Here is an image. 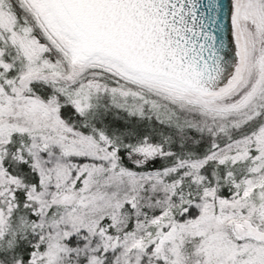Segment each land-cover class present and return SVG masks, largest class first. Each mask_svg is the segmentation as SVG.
<instances>
[{
    "label": "snow or ice",
    "instance_id": "obj_1",
    "mask_svg": "<svg viewBox=\"0 0 264 264\" xmlns=\"http://www.w3.org/2000/svg\"><path fill=\"white\" fill-rule=\"evenodd\" d=\"M0 264H264V0H0Z\"/></svg>",
    "mask_w": 264,
    "mask_h": 264
}]
</instances>
